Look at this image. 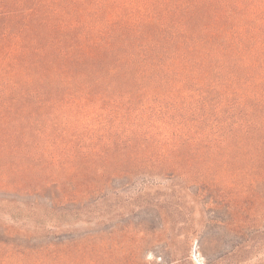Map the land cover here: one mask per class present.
I'll use <instances>...</instances> for the list:
<instances>
[{
  "label": "trees",
  "instance_id": "16d2710c",
  "mask_svg": "<svg viewBox=\"0 0 264 264\" xmlns=\"http://www.w3.org/2000/svg\"><path fill=\"white\" fill-rule=\"evenodd\" d=\"M175 153L241 154L218 162L264 186V0H0V264H150L158 229L56 208Z\"/></svg>",
  "mask_w": 264,
  "mask_h": 264
},
{
  "label": "rangeland",
  "instance_id": "374dc122",
  "mask_svg": "<svg viewBox=\"0 0 264 264\" xmlns=\"http://www.w3.org/2000/svg\"><path fill=\"white\" fill-rule=\"evenodd\" d=\"M157 157L151 158L156 160ZM240 157L243 156L236 153L220 156L165 154L162 160L132 167L129 176L113 180L107 193L83 201L70 200L65 206L58 205L56 211H68L69 215L79 216L82 220L91 214H108L119 223L123 220L137 228L158 229L164 237L154 246L165 251L158 256L149 255L150 264H259L264 257L261 252L264 250V200L260 198L264 186L251 184L245 172L248 167L232 163L222 168L218 162ZM206 159L213 163L201 161ZM12 212V216L21 214L15 209ZM3 214L0 212V216ZM236 215L241 225L248 227L239 238L230 234L232 227L228 225ZM216 220L226 223L218 226L221 224ZM88 229L85 225L64 227L52 231L50 237L26 241V245H22L38 248L55 244L63 248L67 241L75 243L82 238ZM216 232L220 233L221 239H214L212 234ZM201 238L204 240L202 245ZM235 246L242 251L230 255L229 259H217V252ZM258 248H261L259 253ZM177 252L179 256L175 255ZM14 259L36 261L34 255L27 258L14 256Z\"/></svg>",
  "mask_w": 264,
  "mask_h": 264
}]
</instances>
